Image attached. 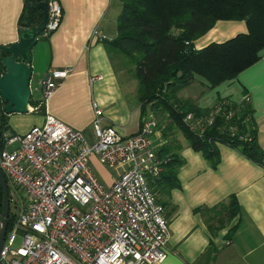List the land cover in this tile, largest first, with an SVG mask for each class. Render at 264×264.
Here are the masks:
<instances>
[{
	"label": "crops",
	"instance_id": "1",
	"mask_svg": "<svg viewBox=\"0 0 264 264\" xmlns=\"http://www.w3.org/2000/svg\"><path fill=\"white\" fill-rule=\"evenodd\" d=\"M58 1L63 11L59 28L48 37H39L32 49V96L41 99V82L49 69L71 68L48 100L46 111L82 131L90 142L97 139V105L102 110V126H114L121 138L138 133L144 120L155 117L159 123L152 135L155 147L160 149L176 139L181 145L179 152L186 163L178 173L181 187L165 197L171 236L167 257L161 264H264V165L219 143L220 161L214 167L184 136L180 139V131L166 134L170 120L162 107L156 109L149 104L143 116L134 66L125 65L126 59L119 53L112 56L105 44V40L117 37L121 0ZM23 8L24 0H0V45L18 41ZM246 32L245 20H218L193 43L201 49ZM98 75L103 78L92 82L91 77ZM246 97L253 109L258 142L264 150V50L256 63L231 80L209 87L202 77L196 76L177 93L178 99L203 109L215 106L220 99L242 103ZM44 119L45 110L13 113L9 115L10 131L23 134L34 125L43 124ZM89 165L108 187L126 169L125 165L109 168L96 155L91 156ZM232 196L239 204L233 217L220 206L227 205ZM199 208L216 211L206 217Z\"/></svg>",
	"mask_w": 264,
	"mask_h": 264
},
{
	"label": "built area",
	"instance_id": "2",
	"mask_svg": "<svg viewBox=\"0 0 264 264\" xmlns=\"http://www.w3.org/2000/svg\"><path fill=\"white\" fill-rule=\"evenodd\" d=\"M62 15L60 2L49 0L41 36L56 31ZM71 71L51 68L42 80L41 102L30 109L45 107L43 124L5 135L0 166L19 187L25 206L7 231L0 264H161L171 231L165 207L149 183L162 170L152 138L159 123L148 117L138 133L121 138L114 126H102V110L95 105L97 139L90 142L82 131L46 111ZM220 110L206 119L189 113L186 121L202 132ZM92 155L109 168L126 166L112 186L103 185L92 171Z\"/></svg>",
	"mask_w": 264,
	"mask_h": 264
},
{
	"label": "trees",
	"instance_id": "3",
	"mask_svg": "<svg viewBox=\"0 0 264 264\" xmlns=\"http://www.w3.org/2000/svg\"><path fill=\"white\" fill-rule=\"evenodd\" d=\"M41 1L43 0H24L18 22L19 32L42 21L43 11L38 7ZM121 2L117 37L105 40V44L112 56L113 53H119L126 59L125 65L134 66L139 81L138 95L143 116L145 117L149 104L156 109L162 107L170 120L166 134L171 136L175 133L174 130L180 131L190 146L202 151L214 167L220 161L219 143L231 146L249 159L264 165V150L258 142L253 109L246 99L242 103L220 99L215 106L203 109L177 98V93L190 85L196 76L202 77L209 87H214L235 78L261 58L264 50V0ZM218 20H245L248 32L224 42H213L201 49L195 48L194 40L208 32ZM6 55L0 51V76L5 72L2 59ZM40 102V99L33 96L30 100L33 106H38ZM4 106L0 96V151L6 146L5 133L11 130L9 115L5 113ZM219 106L221 110L214 115L213 123L207 125L202 132L186 121L188 113H192L196 119L210 118ZM39 110L43 111L45 107L40 106ZM234 128L236 129L233 131ZM180 149L177 139L158 149V157L163 160L162 170L158 176L149 178L156 201L164 207L167 202L165 197L174 188L181 187L178 173L186 160L181 156ZM6 179L11 197L12 187L7 176ZM220 206L227 208L226 213L232 217L239 211V204L234 196L230 197L227 205ZM2 207L3 193L0 186V209ZM198 210H204L208 217L216 208ZM17 217L18 212L12 208L8 230ZM234 232L235 228L229 237Z\"/></svg>",
	"mask_w": 264,
	"mask_h": 264
},
{
	"label": "water",
	"instance_id": "4",
	"mask_svg": "<svg viewBox=\"0 0 264 264\" xmlns=\"http://www.w3.org/2000/svg\"><path fill=\"white\" fill-rule=\"evenodd\" d=\"M43 11L42 21L29 29L19 32V39L8 45H0V51L7 54L2 59L5 72L0 76V96L5 113H27L32 98L31 79L33 74L32 49L48 22V1L38 3ZM0 186L3 193V207L0 209V252L8 231L11 198L8 181L0 166Z\"/></svg>",
	"mask_w": 264,
	"mask_h": 264
},
{
	"label": "rangeland",
	"instance_id": "5",
	"mask_svg": "<svg viewBox=\"0 0 264 264\" xmlns=\"http://www.w3.org/2000/svg\"><path fill=\"white\" fill-rule=\"evenodd\" d=\"M129 66H130V64H128ZM129 76V75H128ZM129 77H131V75L129 76ZM34 88V87H33ZM33 90H35V89H33ZM35 93H37V92H35ZM34 93V94H35ZM189 114V113H188ZM187 114V115H188ZM236 128H234L233 129V131L235 130ZM7 133H10V131L9 132H7ZM7 133H5V135L7 134ZM178 134V133H177ZM5 135H4V137H5ZM182 136L183 135H181V137H180V139H182ZM6 147V146H5ZM9 179V178H8ZM10 181V185H11V187H12V195H11V209L13 208V210H15L16 212H18V214H20L21 213V211H22V209L24 208V206H25V201H24V199H22V192L19 190V187L17 188L16 186L17 185H15L14 183H12L11 182V180H9ZM10 191V190H9ZM21 244V239H19L18 241H17V245L19 246Z\"/></svg>",
	"mask_w": 264,
	"mask_h": 264
}]
</instances>
